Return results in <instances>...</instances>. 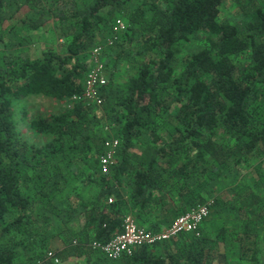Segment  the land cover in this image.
<instances>
[{"label": "trees", "instance_id": "1", "mask_svg": "<svg viewBox=\"0 0 264 264\" xmlns=\"http://www.w3.org/2000/svg\"><path fill=\"white\" fill-rule=\"evenodd\" d=\"M8 1L0 0V39ZM225 1H36L38 17L23 25L29 33L54 26L66 49L64 55L44 50L38 58L27 48L0 62V264H218L224 229L216 241L201 230L200 237L181 234L116 261L93 243L122 232L128 216L152 232L169 227L207 202L213 181L239 177L243 164L260 159L253 166L257 177L236 192L233 232L238 264H259L264 0H234L241 24L220 18ZM118 20L125 29L111 48L117 53L101 89L102 107L79 102L31 120L32 130L50 140L29 144L17 128L22 101L81 95L82 60ZM198 42L202 47L189 52ZM107 124L118 125L120 148L117 164L103 174ZM218 202L216 196L214 207ZM57 240L61 246L54 248Z\"/></svg>", "mask_w": 264, "mask_h": 264}, {"label": "rangeland", "instance_id": "2", "mask_svg": "<svg viewBox=\"0 0 264 264\" xmlns=\"http://www.w3.org/2000/svg\"><path fill=\"white\" fill-rule=\"evenodd\" d=\"M29 1L9 0L3 10V16L5 17L6 21L3 26V29H5L4 38L0 39V62L3 57H6L10 53H18L20 51L24 52L22 49L27 48L28 52L33 50L35 57L38 58L41 56V52L48 49H53L58 54H65L66 40L59 37L58 30L54 26L48 30H40L33 33H29L27 31L22 21L34 19L38 17V13L40 12V10L36 8L37 0ZM220 18L223 20H229L235 24H241L243 17L238 11L236 2L234 0H226L221 7ZM112 34V32L110 34L106 33V37L102 40L104 48L101 56H99V59H101L106 72L110 71L111 67L113 68L112 65L114 64L117 53L116 48L113 50L111 49L115 46L116 42L111 45L108 44ZM22 42L24 43L23 45L21 44ZM201 47V42L194 43V45L190 47L188 51L192 52L200 49ZM93 49L94 48H92L82 60V63L86 67V71L84 72V76L82 78V83H84L87 73L95 65L91 55ZM74 64L75 62H72L71 66ZM21 105L19 106V111L16 117V120H18L17 128L29 144L37 147L45 146L49 142L50 137L38 134L33 131L30 127L31 120L36 118L48 119L52 116L59 115L65 111V109H72L69 108V100L67 102H59L42 96L30 97L25 101H22ZM95 107L99 108L97 106ZM111 126L113 127L112 134L117 136V133L119 132L118 125ZM103 130L105 133H107L105 128H103ZM258 161H260V159H253L250 163L247 162L243 164V168H240L241 175H239V177H222L217 181H213L208 187V191H212V195L207 194L205 199L213 203V207L211 206L212 209L210 211V215L202 225V234L208 236L211 241H216L220 235L221 229H224L226 230L225 235L227 236L226 244L220 243L218 246V250L220 252L219 256L217 257L220 259L218 264H238L239 262V256L237 253L238 243L233 241V232L239 228V224L237 225V219L239 216L234 205L235 203L240 204V201L238 202L236 192L238 187L243 186L244 184H251L254 181V177H257L253 170V166ZM125 189L128 190V187L126 186ZM255 190L257 193L264 195V188L262 186H257ZM216 196H219V205L217 208L214 207ZM165 229L166 228L163 227L161 231ZM259 242L262 243L261 247L263 249L259 256V264H264V240L262 241L260 239ZM60 246L61 243L57 240L53 247L55 248Z\"/></svg>", "mask_w": 264, "mask_h": 264}, {"label": "built area", "instance_id": "3", "mask_svg": "<svg viewBox=\"0 0 264 264\" xmlns=\"http://www.w3.org/2000/svg\"><path fill=\"white\" fill-rule=\"evenodd\" d=\"M124 29L125 23L122 20L116 21L108 44L115 43L119 38V34ZM103 48L104 45H99L92 50L91 55L95 65L86 75L83 83V93L69 100V108H73L79 102H85L88 105L97 107L103 105L104 99L101 96V89L108 84L106 69L101 59H99ZM105 130L109 134V137L104 142V152L99 158V163L102 173L109 174L116 165L120 139L112 134L113 127L111 125H106ZM109 202H113V200L110 199ZM212 204L210 201H207L191 208L161 232H152L140 227L132 216H128L123 225L122 232L115 235L105 244L94 242L93 247L102 251L108 259L116 261L123 257L133 256L134 252L143 246L169 241L181 234H193L196 237H200L202 225L210 215ZM56 262L58 261L56 260Z\"/></svg>", "mask_w": 264, "mask_h": 264}]
</instances>
